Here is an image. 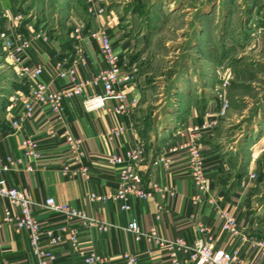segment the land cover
Returning <instances> with one entry per match:
<instances>
[{"label":"crops","instance_id":"crops-1","mask_svg":"<svg viewBox=\"0 0 264 264\" xmlns=\"http://www.w3.org/2000/svg\"><path fill=\"white\" fill-rule=\"evenodd\" d=\"M27 5L26 14L23 10L25 7H19L17 1L0 0V29L8 23L12 32L26 37L32 36V32H46L48 44L39 43L28 52V56L31 63L42 62L45 65L40 81L52 90L59 91L66 83V80L55 74L54 64L60 62L63 66H71L76 62L75 46L70 34L77 26H81L84 35L97 29H104L124 65L129 58L131 53L129 39L125 35L121 36L122 32H129L130 29L126 22H122L125 20L122 18H128L124 14L128 4L121 0H104L100 4L95 0L41 2L28 0ZM98 9H102L103 13L98 14ZM17 16L21 18L19 23L14 22ZM82 47L86 65L79 67L78 75L82 79H89L103 68V65L98 60V46L95 42L83 43ZM4 81L0 83L3 86L10 85L11 88L8 95L4 97L0 95V165L4 162H11L14 165V171L5 174L7 185L29 192L34 203L33 214L44 231L58 234L65 228L61 216L47 213L41 207L44 200L54 198L117 228L107 233H99L74 227L79 233V245L83 254L88 256L95 253L106 259L104 264H124L121 257L124 253L136 254L139 264H170L166 252L156 250L152 254H147L148 246L133 242L131 235L124 230L132 219H136L143 230L156 228L164 239L181 238L190 245L198 238L195 224L200 222L208 227L209 235L216 247L227 251L239 249L250 262L264 264V256L257 261L258 253L249 252L250 242L264 238L259 234L260 225L255 218L257 214H249L244 202L245 196L247 197L257 181L254 179L250 186L248 184L245 187H242L240 182L231 185L232 167L228 157L232 155L229 149L233 147L226 145L217 137L216 133L219 130L214 129L211 133L196 137L197 146L203 156L206 179L212 189L211 195L202 196L194 187L188 175L186 155L173 156L168 168L161 166L153 168L150 163L155 156L154 153L157 156L166 145L172 146L179 140L188 141L187 134L184 133L182 138L178 132L200 126L204 113L209 111L215 114L220 107V100L214 104L211 99H204L203 103H198L200 99L198 96L178 93L176 101L178 114L173 115L177 128H173L171 132L173 134L170 135L161 122V119L169 116L167 112H164V115L158 113L149 124L147 119L137 118V107L129 117L122 118L106 111L86 113L77 98L65 99L58 117L47 110H39L30 123L22 129L14 130L10 127L9 119L15 114L14 107L25 101L28 84L24 80L21 82L24 81L26 86L19 81L12 80L10 83L9 80ZM17 92L23 97L16 96ZM127 97L130 102L133 98L140 100L142 96L139 90L131 88L127 92ZM259 125L264 126V121ZM114 126H124L126 133L117 141L110 142L105 134ZM49 129L54 131L53 136L49 135L47 131ZM65 131L83 140L81 154L74 153L65 143L63 140ZM25 139L36 143L37 152L41 156L40 161L23 158L24 148L21 143ZM263 139L264 127L258 141V151L253 152L251 160L253 170L263 157L262 154L264 155ZM137 145H141L144 150L145 187L151 184L166 188L168 191L173 190L174 197L169 199L167 193L161 190L154 192L149 200L129 198V212L120 210L119 201L92 204L87 202L88 194L102 195L117 190L118 175L108 166V158L110 155H122ZM18 161L22 164H17ZM27 166L31 167V172L26 171ZM257 176L260 177L258 173ZM210 196L219 200L221 210L230 211L238 218L239 230L247 240L245 243L240 240L228 242L221 233L220 223L215 215L216 209L208 204ZM3 206L8 207V203L0 201V217ZM64 237L62 244L51 248L56 259L52 264H84L71 250L69 235L64 234ZM5 263L37 264L26 237L17 234L12 225H6L0 232V264Z\"/></svg>","mask_w":264,"mask_h":264},{"label":"built area","instance_id":"built-area-1","mask_svg":"<svg viewBox=\"0 0 264 264\" xmlns=\"http://www.w3.org/2000/svg\"><path fill=\"white\" fill-rule=\"evenodd\" d=\"M103 1L95 0L97 4ZM97 12L102 14L103 10L98 9ZM20 20L21 18L18 16L14 18L15 23L20 22ZM9 26L7 23L0 31L4 59L11 66L16 77L28 84L25 101L19 106H13L15 114L9 119L12 129H22L33 120L39 110H47L58 117L62 111L64 100L68 98L79 99L86 113L106 111L120 118L129 117L132 114L138 100L133 98L129 102L127 92L133 86L136 70L124 71L123 60L114 51L110 37L104 29H97L87 35L83 34L81 26L72 30L70 37L75 46L76 62L71 66H63L60 62L54 64L55 74L66 80L65 86L61 90L54 91L40 81L45 65L42 62L31 63L28 56V52L36 48L39 43L48 44L49 39L46 32H32V36L26 37L23 34L12 32ZM93 42L98 46L97 56L103 68H100L89 79H82L78 75L79 67L86 65L82 44H92ZM224 85H228V80L224 81ZM16 96L23 97L20 92H17ZM227 106V101L222 100L215 114L209 111L204 113L203 123L200 126L178 132L181 137L184 133L187 134L188 141L179 140L172 146L166 145L155 157L151 166L153 168L160 166L168 168L173 156L186 155L188 158V175L194 187L202 196L211 195L212 189L206 179L203 156L197 146L196 137L213 132L217 117L225 114ZM47 131L49 135H54L52 129ZM125 133L126 128L124 126H114L108 130L105 136L108 141L115 142ZM63 140L74 153L81 154L84 146L82 139L65 131ZM21 146L24 148V159L30 158L40 161L41 156L37 152L35 142L25 139ZM144 160V150L141 145H137L122 155H110L107 162L108 166L117 172L118 188L115 192L107 194H88L86 196L87 202L92 204L119 201L121 202L120 210L129 212V198L149 200L154 192L162 190L167 193L169 199H172L174 197L173 190L168 191L166 188L157 185L151 186V184L147 188L145 187ZM17 164L20 165L22 162L18 161ZM14 169L15 167L11 162H4L0 165V201L8 203V207H2L0 232L6 225H12L17 234H23L32 254L37 259V264L54 263L56 259L51 248L64 242V234L69 235L71 250L83 260L84 264H104L106 259L97 256L95 253L88 256L83 254L79 245V233L74 227L78 226L99 233H107L109 230H116L117 228L54 198H47L41 205L42 209L47 213L61 216L65 228L58 234L52 231H44L33 214L34 203L29 192L7 185L5 174L12 173ZM25 169L27 172L32 171L29 166ZM248 177L252 181L256 175L252 171ZM241 186L245 187V183L242 182ZM208 204L216 209L215 215L220 223V231L227 238V241L240 240L245 243L247 240L239 230L238 218L230 211L221 210L219 200L213 196L208 199ZM195 225L198 238L191 245L181 238L166 240L160 236L156 228L143 230L136 219L130 220L124 230L131 235L135 244L143 243L149 247L146 250L147 254H152L156 250L166 252L170 264H256V262H250L247 256L242 255L239 249L227 251L221 247H216L214 240L209 235L208 227L200 222H196ZM45 241L46 243H44ZM249 250V252H257V261L260 260L264 256V239L250 242ZM121 257L124 264H139L136 254L124 253Z\"/></svg>","mask_w":264,"mask_h":264},{"label":"rangeland","instance_id":"rangeland-1","mask_svg":"<svg viewBox=\"0 0 264 264\" xmlns=\"http://www.w3.org/2000/svg\"><path fill=\"white\" fill-rule=\"evenodd\" d=\"M15 1L21 8L28 4V0ZM121 1L128 4L124 11L128 18L122 22L130 26L121 36L131 46L124 71L136 70L132 88L142 96L137 118L151 124L155 115L167 112L161 122L170 135L176 127L178 93L198 96V103L226 100L225 114L217 117L214 129L233 147L228 157L231 185L250 186L252 171L257 177L244 202L249 214H257L264 238V155L255 170L251 164L264 127L259 125L264 121V0ZM2 80L21 82L5 62L0 42ZM21 84L26 86L24 81ZM10 88L0 83V95H8Z\"/></svg>","mask_w":264,"mask_h":264}]
</instances>
